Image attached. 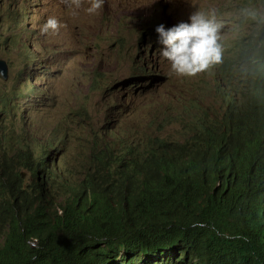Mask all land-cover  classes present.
<instances>
[{
    "label": "trees",
    "instance_id": "obj_1",
    "mask_svg": "<svg viewBox=\"0 0 264 264\" xmlns=\"http://www.w3.org/2000/svg\"><path fill=\"white\" fill-rule=\"evenodd\" d=\"M250 23L221 69L232 84L252 81V104L264 89V19ZM214 79L231 111L167 147L124 139L118 155L93 149L69 171L16 154L29 184L5 155L0 264H264V137L243 129L248 108Z\"/></svg>",
    "mask_w": 264,
    "mask_h": 264
},
{
    "label": "rangeland",
    "instance_id": "obj_2",
    "mask_svg": "<svg viewBox=\"0 0 264 264\" xmlns=\"http://www.w3.org/2000/svg\"><path fill=\"white\" fill-rule=\"evenodd\" d=\"M178 1L104 0L98 13L90 15L86 12L88 0H83L73 15L66 0H0V59L9 65L8 80L0 74L2 147L11 145L9 139L16 138V130L50 133L59 125H71L79 133L89 135L92 128L99 130L105 123L111 128L120 122L125 131L156 136L158 129L150 119L162 115L156 108L173 106V94L182 88V81L160 59L154 34L149 40L143 39L137 16H150L159 10L162 16L168 15L170 19H164L173 25L172 14L178 21L191 10H214L222 24V40L226 39V46L231 49L237 27L233 26L231 19L235 17L230 16L229 9H242L229 8L232 0H182L187 5ZM49 17L61 23L59 34H41L40 28ZM160 46L165 47L161 43ZM25 49L35 54L30 57L41 58L43 66L29 61L23 55ZM141 58L143 62H138ZM148 65L159 78L150 81L143 77ZM135 82L141 85L133 90L130 87ZM30 84L35 86L34 96L24 98ZM16 89L23 93L15 94ZM9 101L20 106L9 105ZM8 129L10 135L3 139ZM118 133L123 136L121 130ZM59 135L65 137L63 132ZM106 135L113 140L111 134ZM48 136L55 138L53 134ZM76 144L83 152L89 147L88 142ZM61 154L68 156L66 166L71 150L65 148ZM2 232L0 225V242Z\"/></svg>",
    "mask_w": 264,
    "mask_h": 264
},
{
    "label": "clouds",
    "instance_id": "obj_3",
    "mask_svg": "<svg viewBox=\"0 0 264 264\" xmlns=\"http://www.w3.org/2000/svg\"><path fill=\"white\" fill-rule=\"evenodd\" d=\"M178 2L187 5L182 0ZM66 3L70 8H73V15H76L75 10L81 8L83 0H66ZM88 3L89 6L86 8V12L92 15L98 13L103 7L104 0H88ZM233 6L242 8L241 12L229 9L230 16L235 17L233 20L231 19V21H234L233 26L236 25L237 27L232 36L233 47L231 49H236L237 41L247 37L245 33L250 27L251 19H264V0H232L229 8ZM164 17L168 18V15L162 16L159 10H156L150 16H137V19H139L137 25L143 39L149 40L154 34L158 41L157 51L160 59L167 62L170 65L171 73L179 76L182 81V88L173 94V106L169 105L165 109L156 108L162 115L158 116L157 119H150L158 129L156 136L143 134L138 130L125 131L124 124L120 122L111 128L106 127L109 123L102 125L99 130L92 128L89 135L83 132L79 133L71 125H59L50 133L41 134L31 129L16 130L13 132L16 138L9 139L12 140L11 145L2 147L0 144V166L4 162V156L7 155L9 157L8 162L16 167L15 173L19 174L25 183L29 184L32 182L31 172L26 167L16 163V154L24 158L52 157L60 167L65 171H69L82 169L85 165V157L93 149L112 156L118 155L122 150L124 139H128L139 146H144L148 142L157 139L159 140L155 141L157 147H167L178 138L182 129L193 131L204 126H216L223 122L222 120L231 111L232 106L227 103V98L216 84L214 73L219 75L226 86L237 96V109L248 108L249 121L243 126V129L252 131L262 141L264 137V89L261 90L262 98L256 99L251 104L252 95L250 91L254 86L252 81L232 84L222 74L221 66L227 54L226 51L228 52L230 48L223 46V42L226 45L227 42L226 39L222 40V24L217 21L215 11L197 10L194 12L191 10L181 16L178 21H175L172 14L173 25L167 23ZM20 20L19 16L17 21ZM147 20L152 21V23H146ZM61 26V23L55 17H49L41 26L40 32L42 35H57ZM262 28H264V25ZM256 29H259V27L256 26L255 31ZM21 33L23 32L21 31ZM11 41L12 39L10 44H12ZM160 43L165 46L163 49ZM225 48H227L226 51H224ZM22 52L29 61L32 63L37 62L43 66L41 58L37 60L34 58L35 56L30 57L31 54L35 55L33 52L26 49ZM140 61L143 62L142 58L138 62ZM232 61L235 72H243L237 68L238 58L234 57ZM1 63L6 65V70L3 71L0 68V74L4 80H8L9 65L6 64L8 62L5 59H0ZM149 67L148 65L143 71V77L150 79V81L153 78H159L158 75L153 74L155 72H151L152 68ZM140 85L135 82L130 88L135 90L134 88H139ZM34 89L35 86L30 84L27 91L23 93L22 90L16 89L15 94L23 93L24 98L32 97L34 96ZM201 93H204V95L201 96ZM209 95L213 97L210 99ZM7 104L20 106L13 101H9ZM161 116H163L162 119ZM118 130H121L123 137L119 135ZM60 132H63L64 138L60 137ZM9 133V129L4 132L3 139L7 138L10 135ZM106 133L111 134L115 144L108 138ZM48 134L55 135V138L49 137ZM76 142H88L89 147L83 152ZM65 148L71 150L70 159L67 161L66 166L64 163L68 156L67 154H61ZM11 159L15 160L10 161ZM1 237L4 240L2 234ZM28 244L32 248H38L36 239H30Z\"/></svg>",
    "mask_w": 264,
    "mask_h": 264
},
{
    "label": "water",
    "instance_id": "obj_4",
    "mask_svg": "<svg viewBox=\"0 0 264 264\" xmlns=\"http://www.w3.org/2000/svg\"><path fill=\"white\" fill-rule=\"evenodd\" d=\"M0 68H1L3 71H5V70H6V65L3 64V63H1V64H0Z\"/></svg>",
    "mask_w": 264,
    "mask_h": 264
},
{
    "label": "bare ground",
    "instance_id": "obj_5",
    "mask_svg": "<svg viewBox=\"0 0 264 264\" xmlns=\"http://www.w3.org/2000/svg\"><path fill=\"white\" fill-rule=\"evenodd\" d=\"M34 124H35V122H34ZM40 130V129H39ZM41 133V132H40ZM59 175V174H58ZM60 178H62V176L60 177ZM64 180V179H63Z\"/></svg>",
    "mask_w": 264,
    "mask_h": 264
}]
</instances>
